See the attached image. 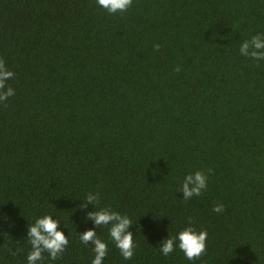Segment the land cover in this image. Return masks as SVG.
Here are the masks:
<instances>
[{"label":"trees","instance_id":"trees-1","mask_svg":"<svg viewBox=\"0 0 264 264\" xmlns=\"http://www.w3.org/2000/svg\"><path fill=\"white\" fill-rule=\"evenodd\" d=\"M257 34L264 0H133L115 15L96 0H0L16 93L0 105V264H27L29 225L45 215L69 245L37 264H92L79 239L90 229L103 264H264V60L239 51ZM208 169L185 201V177ZM89 192L131 219V260L86 219ZM189 226L207 231L206 254L164 256Z\"/></svg>","mask_w":264,"mask_h":264},{"label":"clouds","instance_id":"clouds-1","mask_svg":"<svg viewBox=\"0 0 264 264\" xmlns=\"http://www.w3.org/2000/svg\"><path fill=\"white\" fill-rule=\"evenodd\" d=\"M96 3L112 15L127 13L133 6V0H96ZM154 50L158 52L160 45L155 44ZM239 51L241 55L257 63L264 60V34H257L252 36L250 40H245L241 44ZM175 70L176 72L181 71L179 66ZM14 77L15 73L8 70L4 59L0 58V105L7 106L9 98L15 96V89L6 84V81ZM211 173L212 169H208L207 174L203 171L188 174L178 190L183 194V199L188 201L193 197L203 195L207 189V182ZM99 199L98 193L89 192L80 208L86 209L89 204L95 207L99 203ZM213 211L223 213L225 206L222 203H217L213 207ZM86 219L93 221L96 229L101 226H110V238L123 259L131 260L133 258L138 245L135 243L133 233L129 231L133 224L127 215H121L110 208H103L88 212ZM188 223L191 225L194 222L189 218ZM59 228V220H54L51 215L38 218L34 224L29 225L27 240L31 245V251L27 255V264H37L38 261L44 259L45 253L53 261L61 258L69 245V238ZM79 239L83 245L93 248L95 256L92 264H103L108 255V245L97 236V232L91 229L87 230L79 235ZM207 239L208 233L206 230L197 232L195 228L189 226L179 232L176 237L165 239L160 245L159 251L164 256H170L178 247L184 253L187 260L195 261L206 254ZM9 252L12 255H16L11 250Z\"/></svg>","mask_w":264,"mask_h":264}]
</instances>
